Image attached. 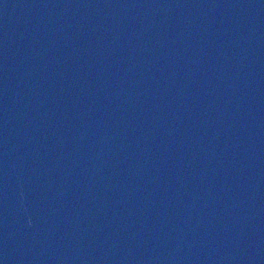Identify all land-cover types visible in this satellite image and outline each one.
Listing matches in <instances>:
<instances>
[{"label": "water", "instance_id": "water-1", "mask_svg": "<svg viewBox=\"0 0 264 264\" xmlns=\"http://www.w3.org/2000/svg\"><path fill=\"white\" fill-rule=\"evenodd\" d=\"M0 264H264V0H0Z\"/></svg>", "mask_w": 264, "mask_h": 264}]
</instances>
